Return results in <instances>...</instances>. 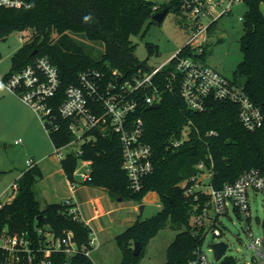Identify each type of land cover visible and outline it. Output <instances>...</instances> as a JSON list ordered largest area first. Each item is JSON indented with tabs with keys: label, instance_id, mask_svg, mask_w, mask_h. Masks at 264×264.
<instances>
[{
	"label": "trees",
	"instance_id": "trees-1",
	"mask_svg": "<svg viewBox=\"0 0 264 264\" xmlns=\"http://www.w3.org/2000/svg\"><path fill=\"white\" fill-rule=\"evenodd\" d=\"M247 10L242 17V34L239 49L242 55L233 73V81L242 87L248 98L259 107L263 124L254 131L245 130L238 120L236 104L210 99L201 112L187 108L180 98L178 88L168 75L169 67L152 78L160 98L159 107L147 109L144 98L150 88H142L135 94L139 102L133 115L143 122V142L151 148L152 170L142 178L139 191L131 190L129 179L122 167V151L118 135L111 130L96 128L84 134L82 154L68 153L61 160L62 169L70 181L78 159L91 161L90 179L83 184L105 189L111 198L141 201L148 193H155L160 209L146 219L137 218L115 237L120 251L119 264H137L149 240L165 226L179 230L165 250L163 264H186L196 257L203 242L202 227L193 224V216L199 213L206 196L197 200L194 194H184L179 186L183 180L199 173L196 164L212 162L209 184L220 188L234 182L244 171L257 169L264 174V14L260 4L264 0H243ZM25 6L0 7V41L13 33L28 35L12 55L9 70L2 79L33 65L38 57H46L56 67L60 86L54 107L64 101L65 90L78 85L83 71H97L102 82L116 83L117 78L131 80L152 67L138 60L133 52L132 35H137L147 20L162 8L167 12L175 2L156 4L152 0H24ZM167 14V13H166ZM211 24L208 35L214 31ZM100 44L102 51L93 56L86 52L78 37ZM150 53L157 47L146 44ZM206 44L199 56L204 60ZM34 52V53H33ZM185 47L180 51L183 56ZM68 119L58 117V131L46 132L52 145H63L72 139L68 131ZM185 139L177 146L172 141ZM214 131L215 135H206ZM42 172L35 165L22 173L16 194L0 208V230L8 233H24L31 241L33 260L22 255L16 261L0 247V264H36L43 257L40 249L46 246V233L55 238H71L78 248L89 246L91 229L69 213L70 205L61 202L41 204L36 198L35 186ZM199 205V206H197ZM195 206L197 208L195 209ZM40 216V217H39ZM39 217V218H38ZM41 230V232H39ZM139 242L140 251L133 253V243ZM51 264H95L90 255L77 251L67 257L64 252L52 251ZM220 264H233L227 257Z\"/></svg>",
	"mask_w": 264,
	"mask_h": 264
},
{
	"label": "built area",
	"instance_id": "built-area-1",
	"mask_svg": "<svg viewBox=\"0 0 264 264\" xmlns=\"http://www.w3.org/2000/svg\"><path fill=\"white\" fill-rule=\"evenodd\" d=\"M239 1L165 0L166 4L175 2L178 9L189 20L191 35L183 46L186 51L183 56L180 55L183 48L181 47L164 64L152 67L148 72L138 74L131 80L120 79L116 83L104 84L99 72L83 71L79 74L78 85L66 88L64 101L56 108L53 102L56 100L60 80L56 67L46 57H38L33 65L2 79L1 84L6 91L17 96L24 105L33 110L47 133L59 130L60 125L56 124L58 117L64 120L68 119L67 129L72 134V139L63 145H53L52 155L59 161L63 160L68 153L80 156L84 134L91 129L96 128L103 132L111 130L117 134L122 151V167L129 179V186L131 190L139 191L142 186V178L152 170V162L151 148L142 139L143 122L140 118L133 117L139 103L135 94L142 88H150L151 92L144 98V103L147 106L159 103L160 95L152 83V78L162 69L169 67L168 75L178 88L180 98L188 109L201 112L205 110L210 99L229 101L237 105L238 120L245 130L254 131L262 126L263 115L259 107L253 104L242 87L233 80L222 77L199 57L207 42L211 24L229 14L232 5ZM20 6H25L24 0H0V7ZM153 8H158V4H155ZM239 20L242 21V17H239ZM184 133L180 139L172 141L173 147L182 143L185 139ZM206 135H215V132L208 131ZM20 141L18 139L15 143H20ZM26 163L27 168L34 166L31 159ZM78 163H80V167H78ZM78 163L73 171V176L76 175L74 177L78 182L85 183L90 179L91 161L78 159ZM212 167L211 161L208 165L202 161L197 163L196 168L200 170L199 173L188 180L181 181L179 186L184 189L186 195L197 192L194 194L195 200L200 195L207 197L199 213L194 214L193 224L203 228L204 237L208 232L213 237H221L223 233L220 228V218L229 217V213L233 212L236 216H242L245 222L249 223L251 219L250 202L257 195L261 196L264 214V174L252 168L244 171L234 182L214 188L209 184ZM205 179L207 180L205 181ZM75 185V181L71 183L72 188ZM11 188L16 190L17 185L13 184ZM63 202L70 205L69 213L72 217L80 219L73 200L68 198ZM2 205L0 202V208ZM249 229L250 227L247 225L246 230L251 237ZM45 235L46 246L40 249L43 257L36 264H51L49 256L52 251L64 252L67 257L74 255L77 251L89 255L90 250L98 246L97 237L92 231L89 233L90 249L78 248L71 238V233L62 239L55 238L50 232ZM249 246L254 251L253 262L264 264V217L260 223V235L252 238ZM0 247L9 253L11 259L16 261L22 255L29 263L33 260L31 241L24 233L10 234L7 228H2L0 230ZM209 248L212 250L210 246ZM227 248L226 244V250ZM226 250L220 259L214 258V262H209L200 247L196 257L186 264H220L227 258ZM64 264L69 263L65 261Z\"/></svg>",
	"mask_w": 264,
	"mask_h": 264
},
{
	"label": "rangeland",
	"instance_id": "rangeland-1",
	"mask_svg": "<svg viewBox=\"0 0 264 264\" xmlns=\"http://www.w3.org/2000/svg\"><path fill=\"white\" fill-rule=\"evenodd\" d=\"M156 4H163L165 0H152ZM247 10V4L240 0L231 7V12L222 16L215 23L214 31L208 35L206 49L204 54V63L215 69L222 77L233 80V73L236 65L242 58L239 49V37L242 34V22L239 17H243ZM260 10L264 14V5L260 4ZM191 35L189 20L181 10L172 8L167 12L160 23L153 22L152 19L147 20L141 31L137 35L131 36L134 45V56L140 61H146L149 67H156L164 64L169 58L181 47H183ZM28 35L21 33H13L6 40L0 41V77L6 73L11 64V57L14 55L24 43ZM78 40L83 44L86 52L93 56L102 51L100 44L88 42L84 37L79 36ZM146 44H152L157 47L156 51L150 53ZM0 88L4 94H10L0 82ZM12 94V93H11ZM6 99L0 98V200L6 201L11 195L16 194V190L10 188L6 194H3L6 187L15 182V175L27 166V157L23 154L24 148L13 145V135L19 129H25L29 136L28 147L30 150H36L41 141V134L36 124L40 126L44 132L47 143L49 144V152L52 155L53 145L51 144L46 131L39 118L29 107L26 108L31 112L34 121L30 116L15 109ZM24 106V105H23ZM41 131V132H42ZM15 132V133H14ZM185 131V135H186ZM27 159V160H26ZM80 167V163H78ZM77 173V171H76ZM76 177V175H74ZM207 179H205L206 181ZM19 180H16L18 184ZM119 198V201L122 198ZM37 199H39L37 197ZM41 200V198H40ZM42 201V200H41ZM119 206V210L105 217L108 223L109 232H122L127 223L124 222L123 216L137 217L146 219L155 214L160 207L158 195L153 193L146 194L142 200H124L122 203H115ZM143 205L142 213H139V206ZM251 219L249 223L245 222L242 216H236L233 212L229 213V217H221L220 228L223 235L221 237H213L208 232L201 244V251L209 262H214L213 252L209 248V244L223 240L228 248L226 256L231 257L233 264H255L253 262L254 251L250 248L252 238L260 235V223L264 214L262 209L261 196L257 195L250 202ZM88 212V213H87ZM90 210L86 208V215L89 216ZM122 219V221H121ZM104 225L106 224V222ZM249 226L251 237L248 235L246 226ZM116 229L115 231H113ZM179 230L165 226L152 237L146 245L142 256L137 264H163L165 260V250L173 240L175 234ZM98 246L93 247L89 255L95 264H119L120 251L115 243L111 233L103 232L97 235Z\"/></svg>",
	"mask_w": 264,
	"mask_h": 264
},
{
	"label": "crops",
	"instance_id": "crops-1",
	"mask_svg": "<svg viewBox=\"0 0 264 264\" xmlns=\"http://www.w3.org/2000/svg\"><path fill=\"white\" fill-rule=\"evenodd\" d=\"M2 77H0V82L2 80ZM0 98L6 99L7 102H9L15 109L25 113V115L28 114L31 120L34 121L31 112H29V110L17 96L11 93L4 94L0 88ZM35 126L38 128L40 133H42V142L36 150L29 149V136L25 129H19L16 131V133L14 132L15 134L13 135V138L15 139L13 145H15V147H23V154L26 155L28 160L31 159L34 162V165L38 167L42 172V178L38 180L35 186L36 198H39L37 200H39L41 204H44L61 202L65 199L71 198L75 203V208L78 211L80 220H82L91 229L96 237L97 235L100 236V234L103 232H108V234L111 233V236H113L114 238L118 233H113L112 235V232H109L108 223L110 224V220H105V217H109L111 214L119 210V206H117L115 203L119 204V202L122 203L124 200L122 199L119 201V198L113 199L108 195L105 189L80 183L76 180L75 177L73 181H70L62 169L61 162L49 152V144L46 141L44 132L41 130L40 126H38L37 124ZM18 139L21 140L20 143H15V141ZM27 169L28 168L26 166L24 170L17 172L14 177L15 182H13L9 188L6 187L3 194H6L11 186L13 184H16V180H19V184L22 173ZM74 181L76 182V185L74 186V188H72L71 183H73ZM13 197L14 196L11 195L8 200H0V202L2 204L9 203ZM40 198L42 201L40 200ZM86 208L90 210L89 213L91 214L89 216L86 215ZM122 219H124V222L127 223V227L131 225L137 219V217L124 215ZM105 221L107 222L104 225ZM115 230L116 229H114L113 231Z\"/></svg>",
	"mask_w": 264,
	"mask_h": 264
},
{
	"label": "water",
	"instance_id": "water-1",
	"mask_svg": "<svg viewBox=\"0 0 264 264\" xmlns=\"http://www.w3.org/2000/svg\"><path fill=\"white\" fill-rule=\"evenodd\" d=\"M166 13H167V8H162L160 11L154 13L152 16L153 22L160 23L163 20V18L165 17ZM119 81H120V78H117V82H119ZM158 107H159V103H153V104L148 105L147 109H153V108H158ZM142 210H143V205H140L139 206V213L140 214L142 213ZM209 246L213 250V256L215 259H220V257L223 255V253L226 250V244L224 242H215V243L209 244ZM139 251H140L139 242L135 241L133 243V253L137 254Z\"/></svg>",
	"mask_w": 264,
	"mask_h": 264
}]
</instances>
